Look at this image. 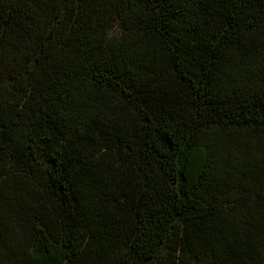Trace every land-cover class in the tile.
Instances as JSON below:
<instances>
[{
    "label": "trees",
    "instance_id": "1",
    "mask_svg": "<svg viewBox=\"0 0 264 264\" xmlns=\"http://www.w3.org/2000/svg\"><path fill=\"white\" fill-rule=\"evenodd\" d=\"M0 264H264V0H0Z\"/></svg>",
    "mask_w": 264,
    "mask_h": 264
}]
</instances>
